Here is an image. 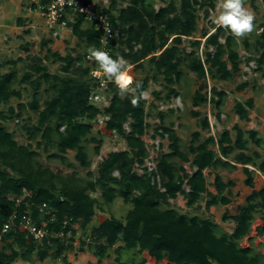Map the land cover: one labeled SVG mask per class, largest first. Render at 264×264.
I'll list each match as a JSON object with an SVG mask.
<instances>
[{
	"label": "trees",
	"instance_id": "16d2710c",
	"mask_svg": "<svg viewBox=\"0 0 264 264\" xmlns=\"http://www.w3.org/2000/svg\"><path fill=\"white\" fill-rule=\"evenodd\" d=\"M145 1L110 0L108 6L103 9L109 16L113 29L117 30V36L114 38L116 45L111 54L113 58H117L119 53L135 70L143 69V61L149 59L156 72L152 77L162 75L167 87L178 83L181 75L179 67L186 63L187 68L204 81L192 96V106L208 102L214 104L217 109L221 108L226 93L215 86L210 88L209 95L208 92H202L206 88V77L210 75L212 78L228 80L241 63L237 50L238 41L241 40L244 49H249L247 37L237 38L229 30L211 24L214 31L202 30L199 37L203 38L205 48H213V51L205 52V59L202 61L195 54V50L185 52L180 50L178 45L182 43V37H190L191 47L201 44L200 39H192L197 29V13L203 10V17L208 18L209 9H213L218 0H181L178 9L172 0L158 9H154ZM71 28L77 39L85 41L83 53L75 58L69 54L62 57L58 52L52 53L54 59L65 62L61 70L66 75L51 74L41 61H35L30 66L31 70L24 73L19 80L21 83L30 81L35 92L32 100L27 104L18 102L17 110L9 106L7 113L0 111V227L15 209L11 198L22 195L23 190H26L31 193V197L25 199L31 203L35 217H39L37 205L43 202L56 215V221L49 224L55 231L62 230V220L65 217L71 218L72 223L77 222L83 228L91 222L100 202L96 197H92L90 192L98 191L105 204H110L116 197H120L123 202L130 203L131 208L123 219L109 216L92 228L89 234L95 241V256L102 257L109 247L119 241L122 243L121 249L135 250L139 254L146 252L156 262L166 260L168 264H264V256L254 252L251 246H238V241L249 234L257 212L261 213L262 221L257 227V234H264V185L254 189L253 172L247 168L248 165L256 166V160L261 158L258 152H246L249 147L248 139L255 145L260 143L257 132L247 131L246 138V132L235 128L234 140L231 139L229 131L224 130L217 140L209 136L195 143L199 138L198 131H195L188 151H184L180 148L175 131L161 123L159 128L155 129L154 135L167 136L170 142L169 152L158 154L155 169L148 172L146 167L142 168L148 156L142 138L148 123L144 101L140 96L148 85L149 77L146 76L139 82L141 87L136 93L139 98L136 105L131 103L130 96L121 97L116 84L112 82L108 84V105L100 107L88 103L87 96L95 84L89 76L90 68L84 64V56L89 53V48H97L99 31L93 26L83 27L81 18L71 24ZM253 50L261 51L257 60L260 64L257 69L260 71L264 63V33L257 37ZM249 61L250 57L247 58V62ZM14 62L9 60L0 65ZM33 73L37 76L31 80ZM262 76L264 77V70ZM16 80L14 71L0 75V105L7 104L11 98H21L20 91L13 87ZM42 82L49 85L53 94L40 105L37 91ZM135 83L137 82L133 78V85ZM245 85L246 83L239 84L237 89L241 90ZM172 95L178 96L175 88H167L165 100H169ZM26 106L37 113L38 121L30 126L26 123L22 125L30 141L24 145L14 139L13 133L8 131L1 121L21 117V110ZM252 107L253 101L250 98L244 103L236 101L233 105L239 119L245 121L249 119L248 109ZM191 114L194 117L200 116L197 110L191 111ZM99 116H107L104 129L108 132L114 131L120 136L127 149L109 151L98 163L95 179L86 180L80 185L74 184L72 180L60 178L40 164L31 141H35L38 148L43 144L45 150L53 144L62 159L67 150H74V158L79 165L89 168L92 162L82 141L91 132L93 123ZM219 116L218 110L215 113L217 120ZM160 117H163V113ZM126 123L128 129L124 127ZM200 124L202 128L209 126L205 117L200 119ZM53 133L56 134L55 140L52 138ZM92 141L96 142L94 149L96 154H99L101 140L93 138ZM209 145H217V151ZM230 155L232 160H228ZM174 158L189 163L194 170L187 172ZM230 161L242 165L246 177L244 183L252 190L245 202L238 206L237 213L230 216L235 222L232 233L217 235L212 220L200 219L197 216L187 217L172 207L170 200L181 195L186 206H193L205 194L206 209L218 204L228 205L231 202L230 188L234 186V182H224L221 176L215 173L212 182L215 189L213 193L208 190L204 170H216L220 167L234 169L235 164ZM257 167L264 175V159ZM137 168L142 172L139 173ZM87 174L92 175L91 171ZM58 182H61L60 186L57 185ZM24 207L22 202L18 208L19 213ZM223 219H227L226 214ZM67 229L69 225L64 231ZM4 241L5 245L0 251V264H13L18 258L25 264H30L34 259L43 261L50 256L61 258L65 263L66 258L62 254L71 247L69 243L63 244L55 236H50L42 244H38L20 230L9 231ZM119 249L116 248L115 252L119 253ZM32 255H35L34 259L31 258ZM116 261L119 262L118 257ZM142 263L143 261L139 264Z\"/></svg>",
	"mask_w": 264,
	"mask_h": 264
},
{
	"label": "rangeland",
	"instance_id": "374dc122",
	"mask_svg": "<svg viewBox=\"0 0 264 264\" xmlns=\"http://www.w3.org/2000/svg\"><path fill=\"white\" fill-rule=\"evenodd\" d=\"M171 0H146L145 3L151 4L154 9H158L164 6ZM175 2L177 9L180 7L181 0H172ZM97 4V8H105L110 3V0H94ZM245 6L255 14L254 24L264 22V0H245ZM126 3L123 4L125 6ZM219 0L213 9H209L208 18L203 17V10L198 11L197 29L192 39H200L201 44L198 47L190 46V37H182V43L178 45L180 50L189 52L195 50V54L200 57L201 60L205 59V52L207 50L213 51L212 47L205 48L203 46V38L201 36L202 30L206 32H212L210 23L214 21L215 15L218 13ZM28 0H0V63L13 60L14 64L0 65V75L14 71L16 73V82L13 87L20 91L21 98H11L7 104L0 105V111L7 113L9 106H13L17 110L16 105L18 102L27 104L30 102L34 95V89L32 88L30 81L21 83L19 80L24 73L30 71V66L35 61H41V64L46 66L47 71L51 74H59L65 76L61 67L65 65V62L54 59L52 53L58 52L60 56L70 55L75 58L78 54L83 53L85 49V41L77 39L73 33L72 28L59 31V35L54 37L50 28L44 23L41 16L36 13H32L27 10ZM83 27L90 26L89 23L82 24ZM117 34V33H116ZM256 34L254 30L247 34L246 37L249 40V50H244V46L238 41L239 46L237 48L241 58V65L239 69L232 73L228 80H220L217 77H206V88L202 92L209 95L210 88L215 86L218 90H224L226 96L224 98L221 108L217 109L212 103H203L198 106H192V96L197 90L198 86L204 82L198 78L193 72H191L185 64L179 67L180 79L178 83H174L169 87L175 88L177 98L171 96L169 100H165L164 95L167 93V85L162 75L157 74L156 78L152 77L156 74L154 65L149 62V59L143 61V69H133L128 60L127 67L129 74L133 76L136 82H141L146 76L149 77L148 85L145 91L141 94L140 98L144 101L143 106L147 113L146 122L148 128L143 135L148 156L146 157L151 162H156L158 154L169 152V141L166 135L160 137L154 135L155 129L159 128L162 123L164 126L171 127L179 139L180 148L184 151H188V147L192 140V134L198 131L199 138L195 141H203L209 136L218 139L219 135L228 130L232 140L235 138L236 129L239 128L243 132L244 137L248 138L247 131L254 130L257 132V137L260 139V143L255 145L250 139H248L249 154L258 152L261 155L260 159H257V165L264 159V77L262 76V70H264V63L262 69L258 63L259 55L261 51H253L255 47ZM172 36L169 38V44L171 45ZM223 41V39H220ZM113 45L116 43L113 41ZM246 52V53H245ZM249 54V56H247ZM251 54V55H250ZM253 59L252 62H247V58ZM117 58H121L117 53ZM245 66L247 68H244ZM77 64V63H76ZM79 64V63H78ZM85 64V63H84ZM86 65V64H85ZM228 67L230 63L227 62ZM87 66V65H86ZM73 69L71 68V71ZM71 75V74H69ZM37 76L33 73L31 80ZM246 83L245 87L241 90L237 89L239 84ZM155 93V94H154ZM157 93V95H156ZM53 94V90L45 82H42L38 91L37 97L40 105L43 101ZM110 98V97H109ZM252 99L253 107L248 109L247 121L239 119L238 115L234 112L233 105L236 101L244 103L247 99ZM197 110L200 112V116L194 117L191 111ZM219 110V120L216 119L215 113ZM21 117H13L4 121L1 124L10 132L13 133L14 139L19 144L30 143L27 139V133L22 128L23 124L33 125L38 121V115L36 112L30 110L27 106L21 110ZM163 113V117L160 114ZM207 118L208 128H202L200 119ZM128 129L127 123L124 125ZM39 139V135L37 136ZM53 140L56 139V134L52 135ZM101 140L99 154L95 152L96 142L92 139ZM32 147L36 150V158L43 167H47L59 176L67 181L72 180L74 184H83L86 180L95 179L97 176L98 163L109 151L125 150L127 146L125 141L118 135H113L104 129V126H98L95 122L91 132L83 139L82 144L86 150L88 158L91 160V166L89 168H83L75 160L74 150H67L63 155V159L57 148L51 144L45 150L43 144L38 148L35 146V141H31ZM213 150L217 151V145H209ZM191 157V156H190ZM174 160L185 167L187 172H192L194 169L190 167L189 163L181 162L178 158ZM228 160H232V155ZM232 162V161H230ZM248 165L247 168L251 170L254 178V189H259L264 185V175L258 170V167ZM138 170H140L138 168ZM91 171V176L87 172ZM139 172V171H138ZM215 173H218L224 182L232 180L234 186L230 188L231 202L228 205L218 204L211 206L209 209L205 207V201L207 197L205 194L201 196V199L197 204L193 206H186L185 200L181 195H177L175 199H171L170 203L178 212L187 215V217L197 216L200 219L209 218L214 222V231L217 235L224 233L231 234L235 226L234 220L230 217L237 213L238 206L245 202V198L250 194L251 188L245 185L246 179L242 165L235 163L234 169L217 168L216 170L208 168L204 170L208 190L215 193V189L212 186ZM116 174V173H114ZM58 186L61 182L57 183ZM186 187V186H185ZM99 192H90L92 197H96L100 200L99 205L95 210V214L85 227L81 228L79 223H75L76 237L74 238L73 246L68 250L70 258L67 255V251L63 253L66 263L61 258H53L52 256L38 261L35 255L31 258L33 262L30 264H119L115 260L116 248H120L121 242L115 243L113 246L106 250V253L102 257L95 256V241L90 236V232L93 227L97 226L101 221L109 216H114L118 219H123L126 212L131 208L130 203H125L120 197H116L110 204H105L99 197ZM227 215V219H223V215ZM261 213L257 212L251 223V230L247 236L238 241L240 247H252L254 252L264 255V234H257V227L262 224L260 221ZM124 250V249H122ZM134 251V250H133ZM131 250L124 252V263H131ZM69 258V259H68ZM94 258V259H93ZM95 260V261H94ZM115 260V261H114ZM153 262V261H151ZM165 261L162 260V264ZM123 263V264H124ZM13 264H25L20 258H18Z\"/></svg>",
	"mask_w": 264,
	"mask_h": 264
},
{
	"label": "built area",
	"instance_id": "2783aa9c",
	"mask_svg": "<svg viewBox=\"0 0 264 264\" xmlns=\"http://www.w3.org/2000/svg\"><path fill=\"white\" fill-rule=\"evenodd\" d=\"M104 8H97L94 0H28L27 10L41 16L44 23L52 31V35L57 37L59 31H64L71 28V24L76 22L79 18L82 19V24L89 23L96 30L99 31L97 48H103L112 54L114 47L113 41L117 36V30L113 29L110 18L103 12ZM255 33L260 35L264 33V22L259 24ZM107 43H104V42ZM85 64L90 68L89 76L94 82L95 86L90 90L87 101L90 104L98 105L100 107L106 106L109 103L108 84L114 81L107 80L103 76L97 78L94 73L99 71V66L94 58L87 53L84 56ZM130 75V74H129ZM131 76V75H130ZM107 116H99L95 123L98 126H104ZM116 135L114 131L111 132ZM156 161V160H154ZM156 162H151L147 158L144 160L143 167L147 168L148 172L155 169ZM140 168V167H139ZM140 173L141 169L138 170ZM154 178L152 177V182ZM31 193L23 190L22 195L12 197L15 203L14 211L7 217L0 227V251L5 245L4 237L9 231H24L27 236L38 244H42L50 236H55L61 242L67 244L72 237V230L75 224H69L71 218H64L62 220V230L55 231L54 227L49 226L50 223L56 221V215L50 211L45 202L37 205L39 217H35L31 210V203L28 199ZM26 201H25V200ZM24 202V209L19 213V206ZM69 224V229L64 231V228Z\"/></svg>",
	"mask_w": 264,
	"mask_h": 264
},
{
	"label": "clouds",
	"instance_id": "9594fccd",
	"mask_svg": "<svg viewBox=\"0 0 264 264\" xmlns=\"http://www.w3.org/2000/svg\"><path fill=\"white\" fill-rule=\"evenodd\" d=\"M218 8L219 11L215 15L214 24L217 28L229 30L237 38H243L253 30L255 33L256 27L261 24L258 23L255 26V14L245 6L244 0H219ZM256 35L259 36L258 34ZM104 43L107 42L105 41ZM88 52L99 66V71H96L94 75L97 78L103 76L107 80L114 81L121 97L128 95L131 97L133 105L138 104L139 98L136 96V93L141 85L139 82L133 85V78L129 75L127 61L123 58H113L103 48L91 47L88 49ZM71 223L70 220L69 224Z\"/></svg>",
	"mask_w": 264,
	"mask_h": 264
},
{
	"label": "crops",
	"instance_id": "0c3cea01",
	"mask_svg": "<svg viewBox=\"0 0 264 264\" xmlns=\"http://www.w3.org/2000/svg\"><path fill=\"white\" fill-rule=\"evenodd\" d=\"M215 8H217V7H215ZM211 24H214V21L213 22H211L210 23V26H211V28H212V32L214 31V27H212V25ZM257 25V24H256ZM255 25V26H256ZM214 26H215V24H214ZM249 34V33H248ZM246 37V36H245ZM257 35L255 36V38L257 39ZM248 39V38H247ZM249 41V40H248ZM246 52H247V50H248V52H250V50L249 49H244ZM254 51V50H253ZM245 52V53H246ZM255 52H257V51H255ZM251 55V54H250ZM239 56H240V54H239ZM247 56H249V54L247 55ZM242 57L240 56V59H241ZM253 61V59H251V61H249V62H252ZM242 63V62H241ZM241 63L239 64V67H240V65H241ZM243 64V63H242ZM230 67V66H229ZM244 68L246 69L247 68V66H245V62H244ZM179 96V95H178ZM177 96V97H178ZM176 97V98H177ZM233 164H235L234 162H232ZM230 170V169H229ZM208 187V186H207ZM261 188V187H260ZM210 191V190H209ZM261 221V220H260ZM76 237V227H74V230H72V237L68 240V242H67V244L69 243V245H71V246H73L74 244H73V242H74V238ZM71 248V247H70ZM70 248H67L66 249V251L68 252L67 253V255H68V257L71 255L70 253H69V249ZM126 250H122L121 249V251L118 253V254H116L115 255V260L117 259V257L119 258V262L121 263V264H123L124 263V259H123V257H124V252H125ZM132 252V253H131ZM131 258H132V260H131V263L132 264H139L141 261H143V263L142 264H162L161 262H156L155 261V259H153V258H151L146 252H142V253H137L135 250L133 251V250H131ZM106 253V252H105ZM257 253V252H256ZM70 254V255H69ZM63 255V254H62ZM264 256V255H263ZM70 258V257H69ZM68 258V259H69ZM94 259V258H93ZM114 260V261H115ZM70 263L69 264H71V261H70V259L68 260ZM95 261V260H94ZM151 261H153V262H151ZM165 262L164 263H166V264H168V262L166 261V260H164ZM64 262V261H63ZM66 263V262H65ZM125 264V263H124Z\"/></svg>",
	"mask_w": 264,
	"mask_h": 264
}]
</instances>
